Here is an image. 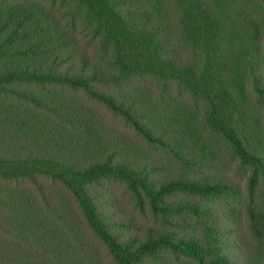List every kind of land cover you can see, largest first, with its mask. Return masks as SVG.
Returning <instances> with one entry per match:
<instances>
[{
    "label": "trees",
    "instance_id": "1",
    "mask_svg": "<svg viewBox=\"0 0 264 264\" xmlns=\"http://www.w3.org/2000/svg\"><path fill=\"white\" fill-rule=\"evenodd\" d=\"M0 264H264V0H0Z\"/></svg>",
    "mask_w": 264,
    "mask_h": 264
},
{
    "label": "rangeland",
    "instance_id": "2",
    "mask_svg": "<svg viewBox=\"0 0 264 264\" xmlns=\"http://www.w3.org/2000/svg\"><path fill=\"white\" fill-rule=\"evenodd\" d=\"M233 169H236L238 172L234 173V177L241 183H244V180L247 176L246 173H244L243 171L239 170L238 167H234ZM114 188V187H113ZM52 190H55L54 188H52ZM116 190H120V188H117ZM117 194L120 196V200H118V204L119 206L122 208L123 214L125 216L130 215V214H134V209L131 208V203L128 202V200L124 199V197L122 196L121 192L117 191Z\"/></svg>",
    "mask_w": 264,
    "mask_h": 264
}]
</instances>
